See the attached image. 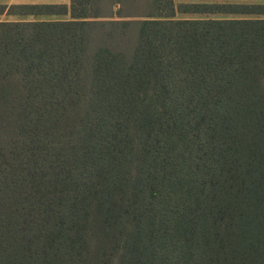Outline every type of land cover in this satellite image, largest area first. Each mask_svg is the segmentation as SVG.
<instances>
[{"label":"trees","instance_id":"trees-1","mask_svg":"<svg viewBox=\"0 0 264 264\" xmlns=\"http://www.w3.org/2000/svg\"><path fill=\"white\" fill-rule=\"evenodd\" d=\"M105 2L0 25V264H264V3Z\"/></svg>","mask_w":264,"mask_h":264},{"label":"crops","instance_id":"crops-1","mask_svg":"<svg viewBox=\"0 0 264 264\" xmlns=\"http://www.w3.org/2000/svg\"><path fill=\"white\" fill-rule=\"evenodd\" d=\"M259 2L264 0L223 3ZM71 3L72 0H0V25L69 19ZM56 6L67 7V14L56 13Z\"/></svg>","mask_w":264,"mask_h":264},{"label":"rangeland","instance_id":"rangeland-1","mask_svg":"<svg viewBox=\"0 0 264 264\" xmlns=\"http://www.w3.org/2000/svg\"><path fill=\"white\" fill-rule=\"evenodd\" d=\"M110 0H106L105 3H103V6L97 7L95 4L93 6L90 5L91 12L93 11H104V12H109L111 11V2L109 3ZM244 0H175V3L177 4L178 2H242ZM103 2V1H102ZM100 2V4L102 3ZM109 5H108V4ZM99 4V3H98ZM106 4V6H104ZM117 8H115L116 11ZM179 17H191V18H197V17H204L205 15L203 14H180L178 15ZM70 17V15H69ZM116 18V17H115Z\"/></svg>","mask_w":264,"mask_h":264}]
</instances>
